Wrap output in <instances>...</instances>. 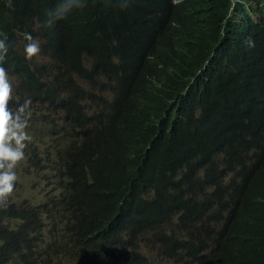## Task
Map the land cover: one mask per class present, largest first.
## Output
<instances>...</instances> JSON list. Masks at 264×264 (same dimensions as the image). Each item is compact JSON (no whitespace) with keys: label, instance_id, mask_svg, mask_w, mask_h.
Instances as JSON below:
<instances>
[{"label":"trees","instance_id":"obj_1","mask_svg":"<svg viewBox=\"0 0 264 264\" xmlns=\"http://www.w3.org/2000/svg\"><path fill=\"white\" fill-rule=\"evenodd\" d=\"M103 1L81 0L100 18L95 20L98 24L75 27L84 20L71 17L72 44L68 49L56 48L57 59L46 70L48 82L31 83L20 92L34 100V107L47 105L55 112L56 100L61 101L65 86L73 82L58 62L83 75L78 59L82 51L96 57L99 71L118 86L111 102L96 98L79 118L73 111L66 116L77 121L80 132L59 156L61 171L80 194L48 197L53 204L48 214L68 220L69 245H31L28 235L37 224V209H4L0 211V264H118L126 241L137 240L144 230H155L174 209L185 212L180 224L193 240L196 222L216 207V216L223 218L224 224L218 230L202 229L200 256H193L196 264H245L247 256L240 252L264 244L263 186L258 178L250 181L229 165L219 132L209 136L204 122L210 106L234 85L233 80L225 79L224 67L237 59L247 38L255 44L249 70L264 73V27L248 23L237 33V27L227 25L230 3L226 0H181L176 4L164 0L169 20L151 26L147 35L145 21L138 22L139 17L134 16L147 11L151 0H128L127 7L121 5L114 16L106 17V11H100ZM94 27L127 34L126 48L105 47L93 35ZM154 33L165 34V48L156 66L147 55L153 43L146 39ZM114 54L119 65L110 60ZM205 60L209 64L197 75L195 84L179 93L180 81L193 77ZM87 77L99 78L94 72H88ZM232 111L247 118L253 115L243 105V96L238 104L234 102ZM114 157L121 162L108 176L116 180L102 173L104 164ZM238 163L250 169L244 161ZM194 172L216 193H204ZM88 173L98 177L92 186L87 184ZM223 173L230 176L229 183ZM179 177L177 188L192 189L195 202H183L164 186L168 178ZM126 193L131 197L117 213L121 200L115 198ZM15 218L23 223L10 227L9 219ZM191 254L166 248L161 262L192 264Z\"/></svg>","mask_w":264,"mask_h":264},{"label":"clouds","instance_id":"obj_2","mask_svg":"<svg viewBox=\"0 0 264 264\" xmlns=\"http://www.w3.org/2000/svg\"><path fill=\"white\" fill-rule=\"evenodd\" d=\"M120 1L104 0L100 6V11H106L104 17L114 16L121 5L128 6V0ZM151 1L152 6L147 11L134 16L139 17L138 22L145 21L147 35L151 26L166 24L169 20L164 0ZM180 1L172 0V3ZM226 2L230 3L227 25L237 27V33H242L248 23L264 27V0ZM235 7L237 11H234ZM71 17L84 20L76 23L75 27L94 26L98 24L95 20L100 19L81 0H0V211L37 209V224L28 235L31 245L37 247L69 245L68 220L57 214H48L53 210L48 197L62 193L74 196L80 194L71 179L61 171L59 156L80 132L77 121L66 116L73 111L75 117L79 118L92 100L101 98L111 102L118 91L117 83L99 71L97 58L82 51L78 59L83 75L75 73L67 64L58 62L59 68L72 76L73 82L65 86L61 101L56 100L55 112L47 105L34 107L33 99L20 95L31 83L48 82L46 70L57 59L56 48L68 49L72 44L74 30H70ZM92 33L105 47L126 48L127 34L113 33L112 30L99 27H94ZM146 39L153 43V50L147 55L156 66V60L165 48V34L154 33ZM254 46V41L247 38L237 59L224 67L225 79L235 83L229 92H222L219 100L210 106L204 127L209 136L219 132L229 165L234 170H240L250 181L258 178L264 195V73L249 70ZM110 60L119 65L116 54L111 55ZM208 64L205 60L193 77L181 80L178 92L186 93ZM88 72H94L99 78L88 80ZM243 84L247 87L240 88ZM241 96L243 105L253 114L249 118L232 111L234 102L238 104ZM206 133L201 135L204 145L207 144ZM238 160L244 161L250 169L241 167ZM120 162L118 157L109 159L102 173L106 172L107 177L113 179L108 175ZM223 174L224 181L229 183L230 176ZM88 175L87 184L92 186L98 177L94 173ZM180 177L168 178L164 186L168 192L179 195L183 202L190 199L195 202L192 189L181 191L177 188ZM194 177L204 193H216L214 187L205 183L195 172ZM130 197L131 194L127 196L126 193L115 198L121 200L117 213L126 207ZM261 207L264 214V201ZM217 209L204 213L202 221L196 222L193 240L189 239L180 224L185 221V212L174 209L155 230H144L137 234V240L126 241L124 256L118 264H156L161 262L166 248L179 254L192 252V264H196L198 261L193 256L197 253L200 256L202 229L218 230L224 224L223 218L216 216ZM22 223L18 218L9 219V225L13 228ZM240 255L247 256L245 264H264V244L251 252H240Z\"/></svg>","mask_w":264,"mask_h":264}]
</instances>
